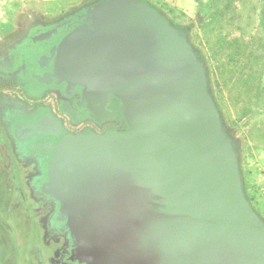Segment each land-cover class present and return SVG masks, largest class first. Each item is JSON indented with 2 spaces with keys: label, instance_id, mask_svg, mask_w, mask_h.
Wrapping results in <instances>:
<instances>
[{
  "label": "water",
  "instance_id": "water-1",
  "mask_svg": "<svg viewBox=\"0 0 264 264\" xmlns=\"http://www.w3.org/2000/svg\"><path fill=\"white\" fill-rule=\"evenodd\" d=\"M79 20L38 78L81 93L97 120L118 99L127 129L64 134L49 113L24 120L25 137L15 128L25 154L48 150L37 184L57 204L69 259L264 264V220L188 37L146 0H101Z\"/></svg>",
  "mask_w": 264,
  "mask_h": 264
},
{
  "label": "rangeland",
  "instance_id": "rangeland-1",
  "mask_svg": "<svg viewBox=\"0 0 264 264\" xmlns=\"http://www.w3.org/2000/svg\"><path fill=\"white\" fill-rule=\"evenodd\" d=\"M99 1L57 0L46 16L42 0H16L0 7L9 16L1 19L0 32L15 29L18 46L27 41V26L51 28ZM146 1L188 37L204 62L209 91L238 154L245 194L264 220V0ZM30 88L17 74L18 109H28L29 100L49 101V93L35 96ZM8 148L6 142L0 146V264H60L70 236L52 230L57 204L36 192L39 183L34 186L46 170L39 159L24 158L18 145Z\"/></svg>",
  "mask_w": 264,
  "mask_h": 264
},
{
  "label": "flooded vegetation",
  "instance_id": "flooded-vegetation-1",
  "mask_svg": "<svg viewBox=\"0 0 264 264\" xmlns=\"http://www.w3.org/2000/svg\"><path fill=\"white\" fill-rule=\"evenodd\" d=\"M81 14V13H80ZM78 14L76 18L65 19L55 26L48 28H58V33L54 34L52 37L46 39L43 43L44 52H42L39 56V62L36 67L30 72V79L33 83H38L39 85L44 87L42 96L49 93L48 100H36L35 104L32 105V101L28 106V109L32 110L33 113L39 109L38 113L34 114V117L40 116L42 113L53 115L61 124L63 133H104L108 130H118L124 131L127 129V121L121 110V102L118 99L113 98V104L111 106H107L110 113L105 112L101 116V120H97L95 116L90 112L86 107L78 106V103L81 99V93L77 92L75 89L69 88L66 90V85H57L55 81H51L50 85L44 82L45 80H40L38 77L45 76L49 74L51 71V62H49L50 50L53 46L57 45L64 35L72 29L73 26L79 24V16ZM46 31V30H45ZM39 34V33H38ZM12 48V46H10ZM12 53V50L9 52H5V57L8 59ZM48 79V78H47ZM46 79V80H47ZM67 93V94H66ZM16 71L15 68L9 69L8 72L0 74V111L5 112L10 116L11 113L16 109ZM25 99V98H24ZM27 100V99H26ZM25 100V101H26ZM28 101V100H27ZM23 102V101H22ZM22 106H26L23 105ZM34 106V107H32ZM66 106V107H65ZM68 109V110H67ZM7 115V116H8ZM3 131L5 136V142L7 144V148L12 144L14 146L18 145V150H20L21 143H18L19 138L18 134L14 130V126L11 127V122L9 118L4 120L3 123ZM52 140L56 141L58 138L54 136L45 137L44 141ZM14 148V147H13ZM23 151V150H22ZM8 152L10 150L8 148ZM21 152V151H20ZM48 153V150L45 148H41V145H34L30 149V153L25 155V158H37L42 162L41 155H45ZM9 155V154H8ZM38 194L45 196L46 199H49L47 195L37 191ZM53 201V200H52ZM55 202V201H53ZM56 203V202H55ZM52 230H56L59 233L65 234L68 233L60 230L59 227H53ZM70 249H71V239L66 246L64 252L65 254L60 259V264H80L79 262H72L70 257ZM47 260L44 258L43 262L45 263Z\"/></svg>",
  "mask_w": 264,
  "mask_h": 264
},
{
  "label": "crops",
  "instance_id": "crops-1",
  "mask_svg": "<svg viewBox=\"0 0 264 264\" xmlns=\"http://www.w3.org/2000/svg\"><path fill=\"white\" fill-rule=\"evenodd\" d=\"M16 0H0V7H3L2 10H4V7H9L11 6ZM44 3L45 11L43 13L48 16L49 14V8L48 6L51 5L49 3H52L57 0H42ZM60 2H74V0H59ZM76 1V0H75ZM53 5V4H52ZM78 5V4H77ZM92 6V5H91ZM53 7V6H52ZM51 7V8H52ZM51 10V9H50ZM86 9L81 11L80 13L84 12ZM53 14L56 13V11L53 10ZM78 13V14H80ZM77 14V15H78ZM9 16L7 15V8L4 11V14H0V21L1 19L2 22L8 21ZM72 17L66 18V19H71ZM43 21H48V17L43 18ZM1 23V22H0ZM5 25V24H4ZM9 27V24H6ZM48 31L47 29H41L37 27H30L27 26L25 28V31H28L29 33L26 35L25 38H27V41L20 45L17 46L16 42V32L15 29L8 30L7 32L1 34L0 32V74H3L5 72H8L9 69L15 68L16 71V79H17V74L19 75V78L23 82V84H27L29 87H31V91H33L36 95L39 96L43 93L44 87L39 85L38 83L32 84V80L30 79L31 75L30 72L36 67L37 63L39 62V56L42 52H44L43 43L46 40L44 37L41 35L44 34V32ZM39 33V34H38ZM12 46V48L10 47ZM12 50V53L10 57L7 59L5 57V52H9ZM66 107V106H65ZM68 110V109H67ZM34 114L32 110L24 108L22 106L21 109H16L14 110L13 113L6 114L5 112L0 111V146L2 145L3 142H5V136H4V129H3V123L4 120L9 118V121L11 122V127L14 126V130L16 126L21 123V125H18V135L21 137H25L26 130H25V124H23L24 120L34 117ZM8 115V116H7ZM18 143H21L18 141ZM2 151V150H1ZM22 152V149L19 150V152ZM24 152V151H23ZM3 153V152H2ZM1 153V155H2ZM27 155V154H26ZM24 157V156H23ZM25 158V157H24ZM2 159V158H1ZM37 180L35 181L34 186L36 187ZM1 192V191H0ZM19 196L18 197H23L22 191H18ZM5 196H1V198H4Z\"/></svg>",
  "mask_w": 264,
  "mask_h": 264
},
{
  "label": "trees",
  "instance_id": "trees-1",
  "mask_svg": "<svg viewBox=\"0 0 264 264\" xmlns=\"http://www.w3.org/2000/svg\"><path fill=\"white\" fill-rule=\"evenodd\" d=\"M161 12V11H160ZM162 13V12H161ZM163 14V13H162ZM164 15V14H163ZM165 16V15H164ZM172 23V22H171Z\"/></svg>",
  "mask_w": 264,
  "mask_h": 264
}]
</instances>
